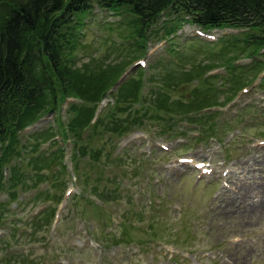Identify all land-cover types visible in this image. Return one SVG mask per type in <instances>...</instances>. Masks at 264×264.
<instances>
[{
  "label": "rangeland",
  "instance_id": "rangeland-1",
  "mask_svg": "<svg viewBox=\"0 0 264 264\" xmlns=\"http://www.w3.org/2000/svg\"><path fill=\"white\" fill-rule=\"evenodd\" d=\"M7 5H0V23ZM135 19L127 11L98 6L75 14L70 25L75 29L67 30L73 34L67 37L68 65L96 68L83 80L89 88L99 79L101 67L129 62L121 74L132 66L142 67L126 77L144 81L139 102L131 98L120 105L118 89L110 94L113 86L105 101L103 95L98 103H86L97 106L99 129L80 135L86 145L83 140L79 145L88 152L79 160L74 135L64 140L58 136L59 124L75 116L72 104L83 105L75 96L61 100L35 129L19 133L16 148L23 154L4 167V183L18 165L24 179L0 190V203L9 211L4 208L6 225L0 227V264H264V49L254 59L247 55L255 54L257 47L248 48L247 41L258 32L225 29L200 35L198 27L163 17L142 44L135 36L138 27L131 26ZM171 25L179 31L167 37ZM138 42L143 48L136 47ZM234 54L240 57L228 64L236 68L215 62L193 83L164 88L168 71L183 73L212 63L211 58ZM165 77L167 83L174 82L173 75ZM236 78L253 85L235 90ZM208 88L213 91L206 96ZM195 90L201 93L195 100L199 108H215L195 115L186 112L191 108L183 114L156 111L161 91L170 101L195 108ZM217 97L218 103L207 106ZM136 117L138 123H131L124 134L104 128L114 120L136 122ZM46 130L62 142L51 146L39 137L45 134L32 138ZM36 143H42L36 155L63 149L59 165L43 170V175L36 173L26 153ZM94 151L99 153L96 158ZM74 152L78 166L73 169ZM183 159L190 161L182 163ZM60 163L68 168L55 173L63 183L59 189L53 176L62 169ZM242 167L253 173H241ZM205 168L212 172L203 173ZM69 188L72 194L59 213ZM15 193L16 200L9 201ZM47 208L54 217L49 211V220L35 230L33 222Z\"/></svg>",
  "mask_w": 264,
  "mask_h": 264
},
{
  "label": "trees",
  "instance_id": "trees-1",
  "mask_svg": "<svg viewBox=\"0 0 264 264\" xmlns=\"http://www.w3.org/2000/svg\"><path fill=\"white\" fill-rule=\"evenodd\" d=\"M0 4L9 6V9L6 8L8 13L0 23V190H4L10 183L11 188H14L24 179L19 173L20 166L18 165L13 170L12 179L6 184L4 183V167L11 163L15 156L20 157L22 153L16 148L20 144L17 139L19 133L53 109H57L61 100L71 96L81 99L83 105L72 104L70 111H73L75 116L70 119L68 124H59L58 135L64 140L69 133H72L74 135L73 148L74 150L77 148L79 153L78 160L79 156H87L88 147L85 146L86 141L84 142V138L82 139L80 135H84L85 131L93 129V127L94 129L98 128L99 123L98 121L91 126L97 106L93 107L88 104L98 103L102 96L115 86L123 74L121 72L127 68L125 66L129 62L104 68L100 66L102 71L96 83H92L90 88L84 85L83 80L87 81L91 75L90 71H94L92 69L96 68L85 65L82 70L76 69L68 65L69 61L65 56L67 37L73 35L69 34L67 30L75 29L70 26L75 14L90 11L95 5L111 11H127L136 17L131 26L138 27L135 36L142 44L147 43L150 39L148 37L151 36L152 28L159 23L161 18L174 17V21L192 24L204 30L234 28L258 32L250 40L247 39L248 45H251L246 47H257L253 49L255 54L247 53V55L254 57L259 53V50L264 49V0H0ZM47 5H50V8L45 11ZM177 30V27L171 25L166 31V36H171ZM139 42V46L136 45V47L143 48L144 45H140ZM244 50L245 48H242V51ZM262 55L264 56V54ZM238 57L240 56L234 54L224 55L221 57L222 59L211 58L212 63L195 65L179 74L168 71L169 76H174V82L167 83L165 76L168 74H166L163 81L164 88L171 89L176 87L173 86L174 84L178 86V83L181 85L187 82L193 83L196 78L202 77L207 69L214 66L215 62L228 64ZM229 66L234 67L231 64L227 65V67ZM259 68L262 69V67ZM133 79L135 78L128 80L117 90L119 94L117 99L120 105L128 102L131 98H134L130 100L132 103L139 102L138 98L144 81ZM241 80L243 83L238 86ZM209 82L205 87L209 85ZM248 84L251 82H247L245 79L236 78L233 82L235 90ZM212 91V88H208L206 96L210 95ZM159 95L162 99H160L161 104L156 105V111L182 114L193 112L192 115H195L203 109L199 108L202 107L201 105L195 103V100H199L201 95L198 90L192 94V103L195 104V108L190 104H183L179 100L170 101V95L168 96L165 92L161 91ZM228 97L226 96V98ZM217 99L218 97L212 102H207V106L218 103ZM86 103L88 104L86 105ZM187 108L191 109L185 112L184 109ZM133 119L124 122L114 120V122L106 124L104 128L111 133L124 134L130 130L131 123L132 125L138 123V117H136V122H132ZM191 120H195V118ZM47 131L35 132L32 134V138H35L37 134H45L44 137H39L45 141L49 140L51 143L58 142L53 140L52 130ZM81 140L85 145H79ZM54 144L52 143L51 146ZM41 145L42 143L34 144L31 152L26 150L28 147L24 149L26 153L31 154L29 162L36 168V173L43 175V170H52L54 165H59L63 151L62 149L54 150L50 154L49 150H45L36 155L41 149ZM94 153L96 158L99 153L98 151H94ZM73 157L75 158L74 165L78 166L75 152ZM60 167L62 169L54 172L53 176V183H58V188L63 183L55 173L67 171L66 165L60 163ZM8 190L10 189L8 188ZM56 198L55 196L53 199ZM8 199L9 201L16 200V193ZM4 208L7 209L5 204L0 203V227L6 225L4 223ZM49 211L50 209L47 208L42 212V216H37L32 224L35 230L44 226V222L49 220ZM52 216L54 217L53 214ZM23 258L27 259L25 256ZM17 261L16 259L15 262ZM9 263L11 262L8 261L6 264Z\"/></svg>",
  "mask_w": 264,
  "mask_h": 264
},
{
  "label": "bare ground",
  "instance_id": "bare-ground-1",
  "mask_svg": "<svg viewBox=\"0 0 264 264\" xmlns=\"http://www.w3.org/2000/svg\"><path fill=\"white\" fill-rule=\"evenodd\" d=\"M250 167H247V168H244V167H242L241 169V173H247V174H252L253 172H252V170L251 169H249ZM231 174V172L229 173V175ZM255 205H253V207H254ZM262 206H263V204H262ZM252 207V208H253Z\"/></svg>",
  "mask_w": 264,
  "mask_h": 264
},
{
  "label": "water",
  "instance_id": "water-1",
  "mask_svg": "<svg viewBox=\"0 0 264 264\" xmlns=\"http://www.w3.org/2000/svg\"><path fill=\"white\" fill-rule=\"evenodd\" d=\"M105 98H106V96H105Z\"/></svg>",
  "mask_w": 264,
  "mask_h": 264
}]
</instances>
